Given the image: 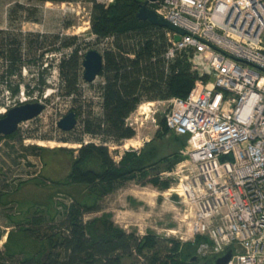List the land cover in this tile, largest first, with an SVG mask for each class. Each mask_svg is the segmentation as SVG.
I'll return each mask as SVG.
<instances>
[{
  "label": "built area",
  "instance_id": "1",
  "mask_svg": "<svg viewBox=\"0 0 264 264\" xmlns=\"http://www.w3.org/2000/svg\"><path fill=\"white\" fill-rule=\"evenodd\" d=\"M96 1L107 8L115 0ZM151 5L186 31L175 41L176 33L168 30L166 71L186 51L198 75L186 99L159 100L155 109L166 108L169 130L188 137L184 161L174 173L178 183L169 190L187 206L181 240L194 244L203 238L197 247L201 259L231 251L228 264H264V0H157ZM116 40L112 35L100 42L114 49ZM149 104L142 101L138 108ZM129 120L125 125L134 131ZM132 140H125L126 151L143 147H134Z\"/></svg>",
  "mask_w": 264,
  "mask_h": 264
},
{
  "label": "rangeland",
  "instance_id": "2",
  "mask_svg": "<svg viewBox=\"0 0 264 264\" xmlns=\"http://www.w3.org/2000/svg\"><path fill=\"white\" fill-rule=\"evenodd\" d=\"M93 2L97 1L41 3L0 0V32L7 33L10 40L21 42L19 50L24 61L21 77L12 76L9 80L12 88L19 87L18 94L12 96L2 78L5 64L0 57V111L25 103L41 102L45 105L40 116L20 125L16 138H0L1 251L5 250L8 234H15L19 227L31 229L33 233H29L32 237L44 243L50 237L60 243L67 231L64 221L69 207L76 202L92 204L85 187L65 183L72 158L69 153L57 149H78L81 144L64 142V139L83 137L84 143L105 144L117 163L126 153L142 154L146 144L155 141L156 133L161 129L160 122L167 115L166 108L155 112L156 102L159 101L156 100L145 101V104L151 103L147 105V111L137 108L129 116V124L133 123L135 132L132 141H147H141L143 147L135 152L131 148L126 151L128 147H123L125 140L105 142L102 137L84 134L86 119L99 117L103 113L102 77L94 83H87L84 79L80 81L77 95L67 96L65 91L58 90L61 81L57 66L60 59L71 53L74 47L59 50L60 44L55 37H78V43L85 53L95 50L104 54L107 47L91 33ZM38 36L39 42L36 43ZM81 72L83 77L84 69ZM37 73L45 79L46 88L34 84L33 75ZM71 111L79 113L77 125L73 131L64 132L58 123ZM160 143L162 146L167 145L162 150L163 156L175 149L173 143ZM33 145L50 150H33ZM183 161L184 158L171 169H161L158 174L161 182L169 183L167 189L153 186L141 178L126 182L117 186L113 193L99 199L98 210L85 214L84 220L108 216L116 227L128 234H135L139 239L153 234L168 242L170 247L174 242L180 243L181 248L192 245L190 241L181 240L186 234L184 216L187 206L169 191L178 183L174 173ZM18 236L15 234V237ZM23 244L29 245V239L24 238ZM202 261L205 260L198 259L194 264H201ZM122 263L144 264V259L134 254L124 257ZM187 264H191V261Z\"/></svg>",
  "mask_w": 264,
  "mask_h": 264
},
{
  "label": "trees",
  "instance_id": "3",
  "mask_svg": "<svg viewBox=\"0 0 264 264\" xmlns=\"http://www.w3.org/2000/svg\"><path fill=\"white\" fill-rule=\"evenodd\" d=\"M34 1L66 3L69 0ZM143 3L142 0H115L106 8L93 2L91 33L98 42L112 35L117 39L114 49L104 51V65L99 74L105 82L101 86L103 113L96 118H87L84 123V134L102 137L105 142H118L135 136V132L125 126V119L142 101L173 97L186 99L198 79L192 71L191 56L186 51L169 63V72L166 71L164 54L168 47V30L137 19ZM0 35V57L5 64L2 78L12 96H16L19 87L12 88L9 80L12 76L21 77L24 64L19 50L21 42L10 40L3 31ZM55 39L61 51L74 47L57 66L61 81L58 90L65 91L67 96L77 95L79 83L84 79L81 71L85 57V54H79L82 51L79 38L56 36ZM35 42H39V36ZM33 80L36 86H48L39 73L33 75ZM40 96H43V91ZM76 115L79 117V113ZM160 128L156 133V142L146 144L142 154L126 153L119 163L111 157L105 144H85L83 137L64 139V142L81 144L78 149H57L69 153L72 158L65 183L85 187L92 204L76 202L69 207L64 221L67 231L60 243L52 237L47 243L34 239L29 233L33 231L22 227L15 233L18 237L10 232L5 250H0V264H123L124 257L134 254L143 258L144 264H187L197 257V247L204 241L201 237L183 248L178 242L170 247L168 242L153 234L141 239L133 233L128 234L116 227L108 216L84 220L85 214L98 210L99 199L126 182L141 178L161 189L169 187L168 182L160 181L158 174L161 169H171L183 160L181 151L186 147L188 137L177 136L170 131L165 119L160 122ZM16 133L0 138H13ZM163 141L175 145L173 152L166 156L162 153L167 146H162L160 142ZM32 149L50 150L37 145H33ZM24 238L29 239V245L23 244ZM202 260L207 262L210 259Z\"/></svg>",
  "mask_w": 264,
  "mask_h": 264
},
{
  "label": "water",
  "instance_id": "4",
  "mask_svg": "<svg viewBox=\"0 0 264 264\" xmlns=\"http://www.w3.org/2000/svg\"><path fill=\"white\" fill-rule=\"evenodd\" d=\"M155 1L157 0L145 1L136 15L137 19L175 32V41H180L181 36L186 34V31L172 25L148 6L149 2ZM103 65L104 56L101 53L95 50L88 51L83 61L84 80L87 83H93L99 76ZM44 110L45 105L41 102L25 103L9 109L5 114L0 115V136L13 135L18 131L20 124L37 118ZM76 125L77 115L74 111L69 112L58 123V127L64 132L73 131ZM231 257L232 253L228 251L220 257L208 260L206 264H228ZM197 261L198 257H194L191 264Z\"/></svg>",
  "mask_w": 264,
  "mask_h": 264
},
{
  "label": "bare ground",
  "instance_id": "5",
  "mask_svg": "<svg viewBox=\"0 0 264 264\" xmlns=\"http://www.w3.org/2000/svg\"><path fill=\"white\" fill-rule=\"evenodd\" d=\"M147 107H148L147 105H144L143 108H142V110H144V112H145V110L147 109ZM5 113H6V110H5V109H3V110L0 111V115H1V114H5ZM40 115H41V114H40ZM131 143H132L133 146L136 147V148H140V147L142 146V143H140V142H138V141H132ZM139 145H140V146H139Z\"/></svg>",
  "mask_w": 264,
  "mask_h": 264
},
{
  "label": "flooded vegetation",
  "instance_id": "6",
  "mask_svg": "<svg viewBox=\"0 0 264 264\" xmlns=\"http://www.w3.org/2000/svg\"><path fill=\"white\" fill-rule=\"evenodd\" d=\"M31 1H34V0H31ZM37 2H39V1H37ZM41 3H47V2H41ZM79 54H80V52H79ZM85 55H86V53H85ZM103 55V54H102ZM81 56H83V55H81ZM104 56V55H103ZM85 58V57H84ZM84 61V60H83ZM96 81V80H95ZM94 81V82H95ZM93 82V83H94ZM8 111V110H7ZM6 111V112H7ZM21 125V124H20ZM19 128H20V126H19ZM18 133H19V129H18V131H17V133H16V135L13 137V138H16L17 137V135H18ZM1 137H4V136H1ZM201 264H206V261H202V263Z\"/></svg>",
  "mask_w": 264,
  "mask_h": 264
}]
</instances>
